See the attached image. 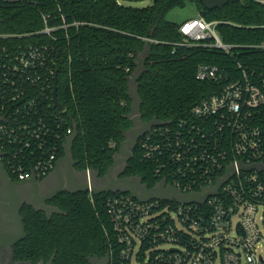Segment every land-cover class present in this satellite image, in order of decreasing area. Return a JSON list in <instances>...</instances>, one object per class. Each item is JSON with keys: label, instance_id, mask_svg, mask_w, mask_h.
Instances as JSON below:
<instances>
[{"label": "built area", "instance_id": "built-area-1", "mask_svg": "<svg viewBox=\"0 0 264 264\" xmlns=\"http://www.w3.org/2000/svg\"><path fill=\"white\" fill-rule=\"evenodd\" d=\"M43 18L45 27L37 32L48 35L79 25L63 16L52 26L49 14ZM180 24L190 42L226 52L233 47L222 39L217 19L199 14ZM56 51L47 43L0 45V159L16 180L54 172L73 134L64 108L53 101ZM237 68L240 75L233 76L200 63L197 78L217 89L188 116L153 125L138 141L142 160L153 167V186L165 183L184 196L213 189L230 172L231 177L202 203L143 201L123 191L107 196L109 229L122 263L264 264V64L238 62ZM86 171L91 185L92 169ZM87 192L94 202L91 188ZM109 256L112 264L113 252Z\"/></svg>", "mask_w": 264, "mask_h": 264}, {"label": "trees", "instance_id": "trees-1", "mask_svg": "<svg viewBox=\"0 0 264 264\" xmlns=\"http://www.w3.org/2000/svg\"><path fill=\"white\" fill-rule=\"evenodd\" d=\"M129 1L141 0H0V33H30L0 38V45L47 43L57 48L53 56L58 99L76 134L75 166L78 171L91 168L99 177L107 174L121 142L134 127L128 83L146 54L145 71L134 87L147 122L172 124L217 89L213 82L197 78L200 63L217 65L233 76L240 75L238 62L252 67L264 64V3L258 0H230L224 8L213 10L201 0H152L146 6ZM189 1L207 19L220 21L222 39L233 46L230 52L186 40L181 24L167 18L170 11ZM44 14L50 15L52 26L62 23L63 16L68 24L79 25L52 35L37 32L45 27ZM135 151L125 173L155 185L153 167L142 160L139 143ZM112 194H95L92 202L85 191L61 193L53 200L60 211L52 216L25 204L27 237L17 243L16 253L53 264H90V257L102 259L113 252L112 264H125L109 229L105 199Z\"/></svg>", "mask_w": 264, "mask_h": 264}, {"label": "water", "instance_id": "water-1", "mask_svg": "<svg viewBox=\"0 0 264 264\" xmlns=\"http://www.w3.org/2000/svg\"><path fill=\"white\" fill-rule=\"evenodd\" d=\"M201 1L204 3L207 9L213 10L215 8H221V9L224 8L225 5L230 0H201ZM146 58H147V54L145 58L138 60L137 65L139 70H137V72L132 74L129 78V83H128L129 92L133 98L131 104L133 113L131 115V119L133 121L134 127L130 131L132 137L131 138L127 137L126 140L121 142L120 152L116 156L114 163L110 166V168L107 171V174L105 175L108 178L109 183L104 186H99L96 182V177H99V173L94 172L93 170H92L93 183L91 185L87 182L86 170H84L86 174V180L83 183H79L75 179L74 176L75 161L73 159L72 148L76 134H73L68 139V142L65 145L64 156L58 160L55 169V172L58 174V176L61 179V183L59 187H57L53 191V193L44 197L43 199L37 198L39 195V190L38 189L35 190L36 193L33 199L39 201L38 203L44 204L45 205L44 210L46 211L51 210V212L54 213L52 209L46 205V201L48 199H51L53 196H55L57 193L63 190L64 181H65L62 172L63 164L66 165V169H67L66 178L73 188L72 192H78V191L87 192L89 191L90 188L94 194L123 191V192H130L132 195L143 201L151 198H164V199H176L177 201H187V202L196 201L202 203L206 200V198L210 194L216 193L219 190L220 186H222L231 177L230 174L231 172H230L227 174V177L225 179H221L213 189L210 190L205 189L204 192L202 193L194 192L183 196L178 193L176 188H174L171 185H165V183H158L156 186L148 187L147 184L143 183L144 178L142 176H138V175L126 176V177L116 176L114 171L119 165H123L120 174L125 173L127 163L133 157L132 150L135 149L136 146L138 145L139 138L144 133H146L153 125L160 123L156 120L151 122H147L143 120L141 113L142 98L134 87L136 81L140 79L141 75L145 71L144 62ZM57 86H58V81L56 76L54 90H53V101L55 105L62 110L63 105L58 99ZM120 154L123 156H120ZM0 179L1 181H3L4 184V191H5L6 199L8 201V214L11 218V224L15 229L14 231H9L6 228L0 229V243L6 244L8 246H13L27 237L24 216L21 213L24 203L22 202L18 187L23 183L31 182L33 183V185L36 186V188H38L39 184L35 176H32L25 180L14 181L11 174L9 173V171L7 170L6 166L4 165L1 159H0ZM90 264H110V257L106 256L105 258L102 259H98L97 257H94L93 260L90 261Z\"/></svg>", "mask_w": 264, "mask_h": 264}, {"label": "flooded vegetation", "instance_id": "flooded-vegetation-1", "mask_svg": "<svg viewBox=\"0 0 264 264\" xmlns=\"http://www.w3.org/2000/svg\"><path fill=\"white\" fill-rule=\"evenodd\" d=\"M131 137H132V134L130 133L128 138H131ZM132 155H133V157L131 158V160L133 158H135L137 155V152L135 151V149L132 150ZM120 156H123V155L120 154ZM128 163H127V165H128ZM122 167H123V165H119L115 169L114 173L116 174V176H124V177L136 176V175H132V174L128 175L127 173L120 174ZM62 172L64 175L63 177L65 178L63 190L61 192L57 193L51 199H48L46 201V205L49 206L54 213L59 212L60 210H59V207L53 203V200L61 193L73 191L72 186L70 185V183L68 182V180L66 178L67 169H66L65 164H63V166H62ZM74 176H75V179L79 183H83L86 180L85 172L80 171V170L78 171L76 166H74ZM13 180L18 181L15 178H13ZM37 181L39 184L38 188H36V186L33 185V183H31V182L23 183L18 187L22 202L24 203L23 207L25 204H27V205L32 206L36 211H45L47 215L52 216L54 213H52L51 210L50 211L44 210L45 205L38 203L39 201H36L33 198L35 197V193H36L35 190L36 189L39 190V195L37 197L38 199H43L44 197L53 193V191L57 187H59V185L61 183V179L58 176V174L54 171V172H51L50 174H48L43 179H40V180L37 179ZM96 182L99 186H104V185H107L109 183V180L106 176H101V177H96ZM143 183L148 185V183L145 181H143ZM23 207H22V209H23ZM21 213H22V211H21ZM48 213H50V214H48ZM3 228L8 229L9 231L15 230L11 224V218L8 214V201L6 199V195H5V191H4V184H3V181H1V179H0V229H3ZM16 245L17 244H15L13 246H8L6 244L0 243V264H53L52 260L46 261L44 258H42L41 260H38V261H34L32 259H25V258L19 257V255L16 253V249H15ZM93 258L94 257H90L89 260L92 261ZM110 264H111V258H110Z\"/></svg>", "mask_w": 264, "mask_h": 264}, {"label": "rangeland", "instance_id": "rangeland-1", "mask_svg": "<svg viewBox=\"0 0 264 264\" xmlns=\"http://www.w3.org/2000/svg\"><path fill=\"white\" fill-rule=\"evenodd\" d=\"M152 3V0H141V1H129L127 4H131L134 6H146ZM199 14H203L197 4L193 1H189L185 7H177L169 12L167 18L172 21H176L178 23H182L185 20L191 18H197ZM210 17H214L210 15ZM237 219H235L236 221ZM109 256V255H107ZM99 259V258H98ZM135 262V259H134Z\"/></svg>", "mask_w": 264, "mask_h": 264}]
</instances>
